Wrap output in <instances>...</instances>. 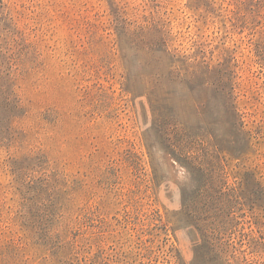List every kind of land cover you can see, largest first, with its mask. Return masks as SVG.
<instances>
[{
  "label": "rangeland",
  "instance_id": "1",
  "mask_svg": "<svg viewBox=\"0 0 264 264\" xmlns=\"http://www.w3.org/2000/svg\"><path fill=\"white\" fill-rule=\"evenodd\" d=\"M0 264H264V0H0Z\"/></svg>",
  "mask_w": 264,
  "mask_h": 264
}]
</instances>
